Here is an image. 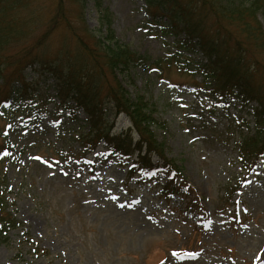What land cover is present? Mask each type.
<instances>
[{"label": "rangeland", "instance_id": "1", "mask_svg": "<svg viewBox=\"0 0 264 264\" xmlns=\"http://www.w3.org/2000/svg\"><path fill=\"white\" fill-rule=\"evenodd\" d=\"M102 1L113 15L120 42L153 59L175 50V36L162 32V21L152 22L145 0ZM59 2L19 0L10 16L23 36L7 51L35 42L48 29ZM81 4L64 2L72 27L86 25L105 33L94 0H85L83 8ZM260 19L264 28V17ZM79 46L62 22L40 51L54 58L74 55ZM187 55L194 63L191 75L173 70L167 77L157 69L138 68L120 77L131 94L141 92L156 103L157 116L166 124L156 128L157 138L182 166L201 197L200 208L177 195L170 202L160 196L169 176L160 174L148 182L137 174L128 178L129 166L108 157L103 145L79 153L81 146L69 137L87 126V115L83 109L73 115L70 107L59 105L47 72L38 87L52 99L29 121L11 116L1 122L14 153L0 161V188L23 225L0 243V264H264V158L249 174L238 160V145L254 132L256 103L245 106L237 96H214L199 68L205 56L201 51ZM255 59L264 66V51ZM43 71L35 64L25 75L31 81ZM241 118L248 124L241 126ZM130 125L121 114L113 131ZM243 178V186H235ZM230 186L236 189L231 192Z\"/></svg>", "mask_w": 264, "mask_h": 264}, {"label": "trees", "instance_id": "2", "mask_svg": "<svg viewBox=\"0 0 264 264\" xmlns=\"http://www.w3.org/2000/svg\"><path fill=\"white\" fill-rule=\"evenodd\" d=\"M66 1L82 3L83 8L85 0H60L48 29L35 42L9 52L7 45L23 36L20 24L10 16L12 10L19 8V0H0V155L8 156L12 151L1 122L13 115L25 119L34 115V108L42 105V99L49 98L38 87L41 77L48 72L62 103L73 99L76 105H69L73 114L80 108L87 112L88 128L81 127L71 133L86 151L102 142L119 164L132 162L130 172H138L144 180L156 178L160 171L173 172L161 195L166 199L174 194L182 195L196 204L198 195L181 166L168 158L165 144L157 139L155 128H164L166 124L157 116L156 103L141 92L131 94L120 77L131 75L138 68H155L167 76L173 70L192 74L194 63L182 53L187 50L201 51L205 56L206 63L200 68L206 75V87L215 96L224 99L234 94L245 105L257 103L254 132L243 137L238 156L242 167L249 171L264 158V66L260 60L255 59L256 63L252 60L258 51H264L260 19V15L264 17V0H145L152 22L158 25L162 21L159 25L162 32L175 36L176 50L160 59L120 42L112 27L113 15L102 0H94L100 24L106 29L101 35L86 25L74 29L64 6ZM62 22L75 33L80 46L74 55L65 52L47 58L40 48ZM35 64L45 71L30 81L25 71ZM107 104L114 116L122 112L128 115L132 124L128 130L112 132L114 125L107 117ZM241 120L246 123L245 119ZM136 152L137 158L133 159ZM154 155L158 157L157 163L152 161ZM235 189L233 186L230 191ZM8 206L5 190L0 188V243L7 242L10 230L22 225Z\"/></svg>", "mask_w": 264, "mask_h": 264}, {"label": "snow or ice", "instance_id": "3", "mask_svg": "<svg viewBox=\"0 0 264 264\" xmlns=\"http://www.w3.org/2000/svg\"><path fill=\"white\" fill-rule=\"evenodd\" d=\"M37 159H40L39 157H37ZM173 255H179V253H173Z\"/></svg>", "mask_w": 264, "mask_h": 264}]
</instances>
